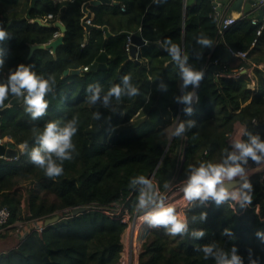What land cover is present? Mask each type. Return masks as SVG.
<instances>
[{
	"label": "trees",
	"instance_id": "obj_1",
	"mask_svg": "<svg viewBox=\"0 0 264 264\" xmlns=\"http://www.w3.org/2000/svg\"><path fill=\"white\" fill-rule=\"evenodd\" d=\"M85 1L37 0L29 19H20L31 0H0V23L9 36L0 42V60L4 62L0 82L21 64L37 76L55 81L45 97L48 109L44 116L32 120L20 97L0 118V139L12 142L16 149V158L0 157V205L9 209L11 224L28 218L44 224L47 218L60 215L59 221L0 252V264H118L126 224L95 206L119 204L133 216L144 187L131 186L133 178L145 176L160 195L188 179L189 165L221 163L225 149L233 151L228 140L238 122L247 133L242 134L243 141L247 142L250 134L259 135L264 142V5L240 16L220 35L214 0H114L92 7L93 27L88 31L82 19ZM122 4L125 11L120 10ZM224 4L220 2V6ZM48 14L65 25L63 44L54 54L37 49L28 56L30 45L47 43L57 31L31 21ZM253 17L262 25L259 36L251 23ZM104 25L112 35L103 46L100 28ZM121 31L140 32L146 41L137 55L139 63L129 58L127 37ZM201 37L211 40V46L198 43ZM166 40L171 44L165 45ZM157 43L166 48L176 45L179 52L183 46L179 56L181 61L187 58L184 67L204 74L199 86H184L179 64ZM228 48L247 52L246 59L231 57L224 62ZM102 50L108 56L106 68L84 71ZM249 68L256 80L255 91L248 88L251 78L247 72L229 76L234 70ZM66 69H78L79 73L63 75ZM125 76L138 95L129 98L122 93L119 100L109 96L105 104L111 87L124 89ZM97 87L99 98L92 103ZM188 94L196 95V100L184 103ZM13 97L9 95L4 107ZM74 117L78 131L72 138L73 159L64 162L61 176L49 178L22 153L20 145L27 142L30 151L38 146L35 136L46 123L61 121L63 126ZM172 120L175 128L185 125L183 136L167 135ZM190 121L194 127L189 129ZM247 164L257 166L251 159ZM263 174L248 177L252 200L244 208L239 203L233 206L232 201L217 205L211 198L203 204L196 200L183 213L188 220L187 233L171 236L163 227L151 228L140 246L138 264H216L212 258L205 260L198 250L213 242L229 254L236 247L243 264H251L249 255L257 264H264ZM25 183L29 185L26 198ZM78 206H85L86 211L72 216L71 209ZM201 213H207L206 221L199 219ZM225 229L232 234L223 235ZM198 230L205 231L201 239L191 235Z\"/></svg>",
	"mask_w": 264,
	"mask_h": 264
},
{
	"label": "clouds",
	"instance_id": "obj_2",
	"mask_svg": "<svg viewBox=\"0 0 264 264\" xmlns=\"http://www.w3.org/2000/svg\"><path fill=\"white\" fill-rule=\"evenodd\" d=\"M9 38L8 33L0 28V42ZM198 43L210 47L212 42L206 38H198ZM171 41L166 40L165 45H170ZM172 55V59L179 66L184 80V86L192 84L199 86V82L203 78V72L192 71L190 68L184 67V61H181L179 56V48L172 45L168 49ZM4 66L3 60H0V69ZM55 83L52 77L44 79L42 76H37L29 66L23 64L17 66L15 70H9L7 78L4 82H0V107H4L5 100L9 95L14 97H23L25 112L30 114L32 120H36L45 115L48 109V101L45 99L51 91V86ZM124 89L118 85L111 87L108 90V95L105 97V104L108 102L109 96H115L117 100L121 98L122 93L129 98L138 95L136 88L129 84V77H124ZM91 88V85L89 86ZM99 98V88L91 97V102L94 103ZM192 99V94L183 97L184 103H189ZM191 113V109L185 110ZM98 119V116H94ZM78 121L74 117L71 121L61 126V121H50L45 124L43 131L35 136V143L38 145L28 151L27 142L20 145V149L26 152L32 164L43 170L44 174L49 178H55L63 174V164L65 161L73 159L72 153L75 151V145L72 142L73 136L77 133ZM194 127L193 122H188V128ZM35 132V129L33 130ZM186 131L185 125L181 123L175 128L172 135L181 137ZM241 134L243 129H241ZM247 142L238 137L233 140L232 146L234 151L228 152L225 149L226 158H223L221 163L201 162L198 167L188 166V179L182 182L180 191L183 193V199L187 202L199 200L201 204L211 198L217 205L224 204L227 201L240 204L241 208L251 203L252 184L249 182L248 174L245 167L251 159L255 164H264V142L260 140L259 135L251 136ZM238 153V154H237ZM256 168L254 171H260ZM239 177L243 183L239 188L229 190L226 184L235 183ZM136 184L143 185L141 188L138 203L135 205L136 210L143 211L151 207V211L146 212L140 219L145 222L150 228L163 227L166 234L171 236L183 235L188 232V220L182 214H177L173 205H166L164 199L159 195L154 188L151 180L141 175L131 180V186ZM207 213H201L199 219L206 221ZM196 217H193L195 220ZM230 230L225 229L223 235L230 236ZM195 239H201L205 236L204 230L193 231L191 233ZM257 236L262 235L260 232ZM204 254V259L212 258L216 264H243L242 258L236 255L237 248L232 247L231 253L225 252L223 249L217 248L215 242L207 244L198 249ZM250 252V250H249ZM230 255V258H229ZM251 264H257L256 260H251Z\"/></svg>",
	"mask_w": 264,
	"mask_h": 264
},
{
	"label": "built area",
	"instance_id": "obj_3",
	"mask_svg": "<svg viewBox=\"0 0 264 264\" xmlns=\"http://www.w3.org/2000/svg\"><path fill=\"white\" fill-rule=\"evenodd\" d=\"M214 1H215V4L213 7L217 8V17H218L217 31H218V34L221 35L225 30L230 28L240 16L243 15V12L238 11V15H233V13H231L232 12L231 5L235 0H224L225 4L223 6H220V2L223 0H214ZM243 1H246V0H243ZM243 5H244V3H243ZM262 5H264V0H255V3L251 5V11L256 10L257 8L261 7ZM120 10L125 11L124 4H122L120 6ZM47 20L52 21L50 24H53L55 21H57V19L54 20V17L52 14H48V15H46V17L44 19H41V21L44 23H46ZM259 22L260 21L256 17H253L251 19L252 25L257 27V31H256L257 36H259L261 34V30H262V25ZM84 24L91 25L90 17L84 19ZM57 33H58V30L54 33L53 37H56ZM82 45H84V42L82 43ZM129 45H130V38H129V36H127V40L125 43V50L127 53L129 50ZM228 50L231 53V57H238L241 59H246L247 52L233 51L230 48H228ZM215 62H217V60ZM88 69H89L88 66L83 67L84 71H87ZM244 72H247V69L234 70L231 74H229V76L237 77L240 73H244ZM192 102H194V96L192 98ZM2 144L4 146L6 145V143L2 139H0V145H2ZM0 157H4V158L10 160L12 158H16V155L13 157H6L5 155H0ZM263 177H264V174H263ZM177 186H179V185L177 184V185L173 186V188L177 187ZM171 189H172V187H171ZM161 196H163V198H165V194H161ZM190 203L191 202H188L182 206L180 205V207H182L180 209L181 210L180 214H182L183 217H184V215H183L184 210L188 205H190ZM95 207L100 208L101 211L104 212L105 214H107L108 216L117 218L121 222L126 224V228L124 229V232H125L124 234L126 237V241H127L126 245L127 246H126V248H124L122 250V254L127 249L128 255H129V260L127 263L133 264L132 261L134 258H136L137 250H140V246L143 242V239L141 240V242L139 241V230L142 229V224H143V221L140 219V217H141L140 215L142 214V212L139 210H135L133 216H131L128 212L123 211L122 205L114 204V203L110 204L108 206H101V205L98 206L97 205ZM9 218H10L9 209L6 206L0 205V234L6 233V232L12 233V234L16 235L19 240L20 239L22 240L26 235H28L29 233H31L33 231L41 232L44 228V224L41 221H39V219H36V218H28L25 220L17 221L13 224L9 223ZM125 263L120 262L118 264H125ZM136 264H138L137 259H136Z\"/></svg>",
	"mask_w": 264,
	"mask_h": 264
},
{
	"label": "water",
	"instance_id": "obj_4",
	"mask_svg": "<svg viewBox=\"0 0 264 264\" xmlns=\"http://www.w3.org/2000/svg\"><path fill=\"white\" fill-rule=\"evenodd\" d=\"M37 0H31V3L29 5V8L26 11V14L24 17L20 18V19H29V12L30 9L34 7L35 2ZM111 3H115V1L113 0H90L87 3L84 4L83 6V12L86 13V18L90 17V11L87 9L88 5H93V6H99V5H104V4H111ZM244 3V5H243ZM255 3V0H235L232 5H231V10L232 11H242L243 14H247L251 11V5ZM243 5V6H242ZM32 22L38 23L41 26H53L58 30V33L56 35V37H53V39H51L50 41H48L47 43H34L32 45L29 46V55L30 56L33 51L37 50V49H46L49 50L50 53L54 54L57 47H59L60 45L63 44V36L66 32V27L64 24L61 23L60 20L55 21L53 24H49V23H44L41 21L40 18H35L32 20ZM10 22L5 23L6 25H9ZM85 28L87 30L91 29L93 26L91 25H87L84 24ZM3 27V23H0V28ZM103 32H104V41H103V46L105 45L107 39H109L111 37V32L109 31L107 26H102L100 28ZM121 34L125 35L126 37L129 36L130 38V45H129V50H128V55L130 57L131 60H134L136 62H140L137 58L138 55V51L139 48H141L142 46H144L146 44V41L141 37L140 32H135V33H130L127 31H121ZM158 47L166 52H170L168 49L164 46H162L160 43H157ZM183 46L182 49L179 53H181V55H183ZM107 54L105 53L104 50H102L99 55L97 56L96 60L90 65V69H105L106 68V60H107ZM231 59V53L229 52V50L227 49L226 51V55L223 58V61H229ZM68 73H72V74H78L79 70L78 69H74V70H64L63 71V75H67ZM19 98L17 97H13L8 105L2 109H0V118L3 115V113L11 106L13 105L17 100H19ZM196 100V95H194V101ZM261 127L264 128V124L261 125ZM172 138V137H171ZM170 138V140H171ZM210 147V146H209ZM0 155H5L6 157H13L16 155V150L14 148V144L12 142H8L6 143V145L4 146L3 144L0 145ZM249 177V176H248ZM243 183L242 180H240L239 178L236 179L235 183L232 184H226V187L229 188V190L233 189V188H239V186ZM86 211V207L85 206H78V207H74L71 209V215L75 216L78 215L80 213H83ZM60 219V215H55L53 217L47 218L45 220V225H51L57 221H59Z\"/></svg>",
	"mask_w": 264,
	"mask_h": 264
},
{
	"label": "rangeland",
	"instance_id": "obj_5",
	"mask_svg": "<svg viewBox=\"0 0 264 264\" xmlns=\"http://www.w3.org/2000/svg\"><path fill=\"white\" fill-rule=\"evenodd\" d=\"M174 129H175V122H173V120H172L171 123L169 124V126L166 127V133H167V135L169 137H172V132H174ZM239 129L240 128L237 127L235 129V131H234V134L236 135V138L238 137L240 139V137H239V134L240 133L238 132ZM249 168L250 167L248 165H246L245 169L247 170L246 173L248 174V176H250V175L253 174V173H249L248 172ZM258 172H264V169H262V170H260ZM237 178H239V177H237ZM182 182L176 183L175 185H177V184L179 185L177 187H174L173 188V186H175V185H172L171 186L172 189L170 187L169 190H167L166 192H161V194H165V198H163V196H161L164 199L165 204L166 205H173L175 207L176 213L178 215L181 213L180 212L181 211L180 209L182 207H180V205L182 206V205H185L186 203H188L187 201H185L183 199V193L180 191V188L182 187ZM28 186L29 185L26 184V183L22 186L23 187L22 189H23V191L25 193V196H24L25 198H26V192H25V190H26V187H28ZM22 207H23V213H24V215H26L27 214V212H26V199L25 200L23 199ZM151 210H152L151 207H149L147 209H144L143 211H141L142 214L140 216H143L146 212L151 211ZM150 229L151 228L145 222H143L142 229L139 230V241L140 242H141L142 239L143 240L145 239V237H146V235H147V233L149 232ZM124 233L125 232L123 231L122 237H121L122 250L124 248H126V246H127L126 245L127 244V241H126V237H125V234ZM8 234H10V233H8ZM17 243H18V241L16 240L15 237L13 238L12 236L6 234L5 236L0 237V251H4V250H7L8 248L14 247ZM138 252H139V250H137L136 258H134L133 261H132L133 264H136V259H137V263H138ZM120 260H119L118 263H120V262H124L125 263L126 262L125 264H128L127 262L129 260V255H128V250L127 249L124 251L123 254L121 252V258H120Z\"/></svg>",
	"mask_w": 264,
	"mask_h": 264
},
{
	"label": "crops",
	"instance_id": "obj_6",
	"mask_svg": "<svg viewBox=\"0 0 264 264\" xmlns=\"http://www.w3.org/2000/svg\"><path fill=\"white\" fill-rule=\"evenodd\" d=\"M57 1H61V0H55V2H57ZM88 1H90V0H86L85 2H84V4L85 3H87ZM114 1V0H113ZM224 1V0H223ZM84 4L82 5V12H83V6H84ZM112 4V3H111ZM92 7H93V5H88L87 6V9L90 11V17L93 15V11H92ZM29 8V7H28ZM27 11V10H26ZM231 12V11H230ZM233 12V11H232ZM231 12V13H232ZM238 12V11H237ZM26 14V13H25ZM238 15V14H237ZM85 17H86V13L85 12H83V22H84V19H85ZM92 26V25H91ZM108 27V29H109V31H111L110 30V28H109V26H107ZM87 30V29H86ZM88 31V30H87ZM87 34V33H86ZM112 34V33H111ZM86 38H87V35L85 36ZM140 49L141 48H139V51H140ZM139 51H138V53H139ZM130 58V57H129ZM247 73H248V75L250 76V78H251V80H250V82H249V84H248V88L249 89H251L252 91H255L256 90V80H255V78H254V74H253V70H252V68H249L248 70H247ZM237 127H239L240 129L238 130V132L240 133L239 134V137H240V139L242 140V134H241V129H243V132H244V129H245V127L242 125V124H240L239 122L238 123H236L235 124V127H234V131H235V129L237 128ZM234 131H233V133L231 134V136L229 137V144L232 146V143H233V140H235L236 139V135L234 134ZM232 150L234 151V149H233V146H232ZM248 165V164H247ZM262 165V164H261ZM261 165H257V166H255V167H260ZM249 166V165H248ZM250 167V166H249ZM250 168H254V167H250ZM261 170L262 169H264V167L263 168H260ZM256 172H258V171H256ZM6 235V233H2V234H0V237H2V236H5ZM10 236H12L13 238L15 237L16 238V240L17 241H19V239H18V237L16 236V235H10ZM11 248H13V247H11ZM11 248H8L7 250H9V249H11ZM7 250H4V251H7ZM4 251H0V252H4Z\"/></svg>",
	"mask_w": 264,
	"mask_h": 264
},
{
	"label": "bare ground",
	"instance_id": "obj_7",
	"mask_svg": "<svg viewBox=\"0 0 264 264\" xmlns=\"http://www.w3.org/2000/svg\"><path fill=\"white\" fill-rule=\"evenodd\" d=\"M232 13H233L234 15H237V14H238L237 11H233ZM263 167H264V164H262L260 167L249 168L248 172H249V173H256V171H254L256 168H263ZM246 171H247V170H246ZM184 203H185V202H184ZM44 222H45V220H44ZM44 226H46L45 223H44Z\"/></svg>",
	"mask_w": 264,
	"mask_h": 264
}]
</instances>
